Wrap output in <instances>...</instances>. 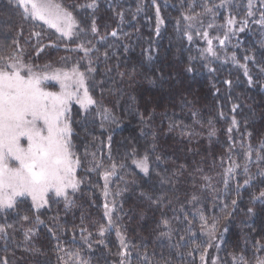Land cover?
Here are the masks:
<instances>
[{
	"label": "trees",
	"instance_id": "1",
	"mask_svg": "<svg viewBox=\"0 0 264 264\" xmlns=\"http://www.w3.org/2000/svg\"><path fill=\"white\" fill-rule=\"evenodd\" d=\"M57 1L79 24L78 35L65 45L83 44L89 52L48 47L47 58L64 53L60 64L78 66L96 100L87 111L77 105L71 110L80 188L70 207L52 200L37 212L22 200L0 214L7 232L0 235V261L77 264L68 254L78 252L88 264H201L208 241L201 213L209 226L216 225L206 258L217 254L219 264H240L241 257L244 264L264 260V198H259L264 191V25L259 22L264 4L252 1L249 16V0ZM92 3L95 9L88 7ZM14 4L0 0L1 52H9L7 38L23 27ZM157 8L163 23L158 24ZM186 16L202 28L193 41L185 32ZM229 19L235 21L231 32ZM93 21L98 34L91 31ZM209 24L227 29L220 35L224 44L214 43L210 59L202 43L215 39L205 29ZM50 36L49 42L57 39ZM89 65L94 72L87 71ZM145 154L147 175L134 163ZM112 164L115 174L108 178L105 197L103 173L111 172ZM189 229L199 250L189 243L194 239ZM169 230L171 238L161 235ZM117 231L130 255H120L125 249Z\"/></svg>",
	"mask_w": 264,
	"mask_h": 264
},
{
	"label": "snow or ice",
	"instance_id": "2",
	"mask_svg": "<svg viewBox=\"0 0 264 264\" xmlns=\"http://www.w3.org/2000/svg\"><path fill=\"white\" fill-rule=\"evenodd\" d=\"M13 2L23 18L42 22L49 28L55 29L61 37L69 40L74 35H78L74 31L78 25L71 12L54 3V0H13ZM88 7L95 9L96 4H89ZM248 7V15L251 16L253 15L252 0H249ZM207 11L210 12L211 9H207ZM157 17L158 24L163 23L162 20H159V8H157ZM185 19L192 20L193 17L186 16ZM259 22L264 25V14ZM227 23L228 30L233 31L235 21L229 19ZM243 23L246 24L247 21ZM209 26L211 27V25ZM91 31L98 34L95 21L92 22ZM159 31L158 26L157 34ZM239 31H244V27L241 26ZM36 35L38 36L39 33ZM111 35L115 37L117 33L113 31ZM203 36L207 39L208 33H203ZM227 38L225 36L224 39ZM188 40H192L191 34L188 35ZM207 42L209 45L207 51L212 52V40L207 39ZM13 43L17 44L18 41L14 40ZM220 43L224 44V40H220ZM79 48L87 56L89 49L85 48L83 44H80ZM148 59H151V56ZM45 69L47 70H34L32 65L23 62L22 57L15 50L7 55L0 54V210L14 209L18 201L22 202V198L30 197L34 209L39 212L41 208L48 205L49 193L55 197L63 198L66 207H70L72 200L69 190L72 193L76 192L81 183L76 176V170L80 167L81 162L73 150L69 114L73 103L79 104L82 109L87 111L89 106L96 105V100L89 94L85 73L80 71L78 66H74L70 71L51 69L50 65H46ZM87 71L94 72L95 69L89 65ZM120 75L123 76V73ZM245 75H247L246 67ZM46 81L58 82L60 91L46 90L44 87ZM226 83L231 84V81ZM233 111H235V107ZM236 123V120L233 119L232 124L235 126ZM228 131L231 132L232 129L229 128ZM22 141H26V145L22 144ZM248 156L251 157V152L248 153ZM134 163L146 175L148 174L147 154L142 160L134 161ZM111 167V172L103 173L105 197L109 195L107 191L108 178L115 174L116 165L112 164ZM226 171L231 174L234 169L229 167ZM244 171L247 173V167ZM244 183L245 185L249 184V180L246 179ZM225 186H227V181H225ZM259 198H264V191L260 193ZM196 199L197 197L193 196V200ZM232 204L235 205L236 201L233 200ZM105 208L107 209L105 215L108 216L111 225V209H108L107 204H105ZM199 218L202 222L201 228L206 229L204 234L208 237V241L203 245L204 251L200 254V261L201 264H207L206 252L208 248L212 247L211 241L215 238L216 225L209 226L208 219L203 213ZM23 219L28 220L29 217L25 215ZM37 222L42 223L39 216H37ZM164 226L170 229L167 220L164 221ZM28 231L31 232V229ZM104 232L105 229L101 227L100 235L103 236ZM189 234L194 238L189 243L195 244L196 249L199 250L201 245L196 244V233L189 229ZM0 235H7L4 226H0ZM25 235L27 238L28 234L25 233ZM117 235L120 237L121 246L125 249L120 255H130L124 237L119 231H117ZM161 235L171 238V230L163 232ZM180 239L183 240L185 237L181 236ZM68 255L74 256L77 264H88V261L80 260L78 252ZM189 255L192 253L190 252ZM0 264H8V261L2 260ZM121 264H125V262L122 260ZM211 264H217V261L214 259ZM240 264H244L243 257L240 258ZM257 264H264V260H258Z\"/></svg>",
	"mask_w": 264,
	"mask_h": 264
},
{
	"label": "rangeland",
	"instance_id": "3",
	"mask_svg": "<svg viewBox=\"0 0 264 264\" xmlns=\"http://www.w3.org/2000/svg\"><path fill=\"white\" fill-rule=\"evenodd\" d=\"M252 1H257V0H252ZM259 1H261L264 4V0H259ZM54 3H57L63 7L61 2H59L57 0H54ZM18 15L21 18V26H23V27L19 29L20 32L18 31L19 33L17 35L9 36L7 38L6 41H8L9 52H8V50L5 52H1V49H0V54L4 53V55H7V54H9L15 50L22 57V60L25 64L32 65L34 70H37V71L47 70V69H45L46 65H50L51 69H61L64 71H70L74 66H76V65H72V67L67 68V67H64L60 64L61 59H63V57H64L63 56L64 53L61 54V56L57 60H53V58H47V53L49 51L48 47H51V49L52 48H61L62 51H66L68 53L76 52L78 50L79 46H76V45L71 46V47L67 46L73 39H75L76 35H74L72 37V39L69 40L65 37H61L60 34L58 32H56L55 29L49 28L47 25L43 24L42 22L33 21L30 19H25V18L22 19L23 16H22L20 10H19ZM73 18L75 19L77 25H79L76 18L74 16H73ZM198 24L199 23L195 22L194 20H188L187 21V23L185 24V26H186L185 32L187 34V37L189 34L195 35L196 37L201 35L202 28ZM209 25H211V27ZM209 25H207L205 29L208 30L215 38V39H213L212 45H211L213 51L208 52L207 51V49L209 47L208 42L207 41L202 42L203 45L205 46L203 49V54L208 59L213 58L215 56V54L213 55V53H215V51H216V47H215L214 43H216L218 40L219 41L218 44L221 45L220 40H223V36H220V35H223V32L227 31L226 27H223V25L218 26L214 30H213L214 25L213 24H209ZM33 26H35V28H33ZM44 29L47 32H45V31L43 32ZM74 31L78 33V27ZM49 32L54 34L57 39L52 40V42H49V37H51ZM36 33H39V35L37 36ZM14 40L18 41V43L14 44L13 43ZM193 40L194 39L192 38L191 41H193ZM66 43H67V45H65ZM13 44H14V46H12ZM1 48H2V46H1ZM40 49H43L44 53H43V51H40ZM88 81H89V79L86 76L87 86H88ZM44 87L48 91H53V92H59L60 91V85L56 81H46L44 84ZM74 105L80 106L77 103H73L71 106V110H72V107ZM89 107H91V106H89ZM69 115H70V123H71V111H70ZM26 143H27L26 141H22V144L26 145ZM79 170H80V167L76 170L77 179H79V177H78ZM79 188H80V185H79ZM69 192H70V197H71V195L76 193V192L72 193L71 190H69ZM22 200L29 201L31 206L33 207L30 197L22 198ZM52 200H63V198L55 197L52 193H49L48 205L45 206L44 208H41L40 210H43V209L49 207L50 202ZM9 210H11V209L0 210V214L5 213L6 211H9ZM211 255H209L208 258H206L207 264H211L212 260H214V259L217 261V264H219L218 255L217 254H213L212 256Z\"/></svg>",
	"mask_w": 264,
	"mask_h": 264
}]
</instances>
